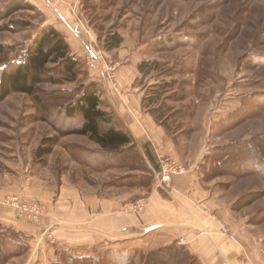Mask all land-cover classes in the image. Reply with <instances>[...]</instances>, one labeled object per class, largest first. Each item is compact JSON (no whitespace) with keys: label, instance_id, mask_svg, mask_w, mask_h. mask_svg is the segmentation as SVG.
<instances>
[{"label":"rangeland","instance_id":"1","mask_svg":"<svg viewBox=\"0 0 264 264\" xmlns=\"http://www.w3.org/2000/svg\"><path fill=\"white\" fill-rule=\"evenodd\" d=\"M7 2L0 0V20ZM38 2L48 3V10L56 6L68 12L91 52L74 48L73 36L54 26L82 63L77 80L69 81L51 64L53 79L39 86L37 99L20 93L0 98V224L14 218L33 235L18 234L19 242L26 244L18 253L10 254L18 248L16 243L5 245L1 264H63L72 254L57 252L55 262L53 244L58 238L84 239L80 229L98 225L107 214L140 216L154 192L165 199L175 192L183 195L188 207L181 213H192L196 227L210 221L219 229L218 236L192 226H172L142 237L139 229L138 240L122 249L135 254L134 264H199L201 252L212 264H222L234 253V263L264 264V3ZM33 5L35 11L13 17L27 22V28L15 26L9 32L2 29L8 20L0 23V44L10 48L0 55V74L21 61L43 28L53 26L47 25L43 9ZM114 36L121 44L112 49ZM93 56L98 58L94 63ZM92 83L102 91L103 110L113 112L105 106L106 92L120 103L129 96L132 105L140 104L174 142L175 156L156 153L157 168L150 170L152 177L143 186L132 180L141 171L104 168L105 160L119 158L105 156L89 137L59 133L77 125L63 119L59 107ZM41 148L50 153L38 156ZM125 152L121 156L128 158L131 147ZM162 157L187 172L164 183L158 177ZM191 173L198 181L184 193L177 181L185 176L190 185L186 175ZM26 202L36 203L43 214L26 210ZM179 234L183 239H177ZM104 237L105 259V247L114 239ZM214 241L221 244L220 253L211 257ZM42 246L48 249L42 251Z\"/></svg>","mask_w":264,"mask_h":264},{"label":"trees","instance_id":"2","mask_svg":"<svg viewBox=\"0 0 264 264\" xmlns=\"http://www.w3.org/2000/svg\"><path fill=\"white\" fill-rule=\"evenodd\" d=\"M258 1L264 3V0ZM35 10L36 7L29 0H8L4 9V16L0 20V23L8 20V23H4L2 29L13 32L15 26L27 28L29 26L27 22L16 20L13 17L22 11ZM113 39H116L115 43L110 47L112 49L118 48L121 39L118 36H114ZM9 49L0 44V55L6 54ZM51 64L58 66L69 81H76L82 73V63L72 55L65 37L54 26H47L37 35L21 61L7 65L2 69L0 74V98L4 99L11 93H20L37 99L39 86L47 79H53L54 69L50 68ZM102 104V91L98 85L92 83L84 86L74 101L59 107L63 119L69 123H77L75 127L63 131L59 130V133L62 137L71 135L89 137L99 145L105 156L119 158L117 162L113 159L105 160L104 168L123 167L132 171H141L142 174L134 176L132 180L143 186L152 177L149 174L150 169L146 165L145 157L136 148L131 133L119 124L117 115L114 112L103 110ZM129 147H131V153H129L128 158H123L121 154H125ZM49 153L50 149L41 148L38 156H46ZM257 168L255 171H257ZM0 225L2 226L0 236L5 238L3 242L0 240L1 264L7 255L5 245L17 244L18 248L10 252L12 255L20 251L21 248H25L26 244L19 242L20 240L17 237L20 232L7 225ZM10 235L16 236L18 240L14 242ZM135 257V254L130 251L118 250L106 254L103 263L96 258L70 255L64 259L63 264H134ZM151 264L163 263L154 261Z\"/></svg>","mask_w":264,"mask_h":264},{"label":"crops","instance_id":"3","mask_svg":"<svg viewBox=\"0 0 264 264\" xmlns=\"http://www.w3.org/2000/svg\"><path fill=\"white\" fill-rule=\"evenodd\" d=\"M29 1L43 9L48 17L47 25H53L67 36H73L75 39L73 42L75 43L74 48L76 47L80 51L83 50L91 52L90 45L85 43L86 41L83 38L82 33L72 22V18L68 12L56 6L53 7L51 11L48 10V3L42 4L41 2H38V0ZM80 43H83V46H81ZM106 94L107 99L104 102L106 104L105 106L109 107L110 110L117 115L119 124L131 133L151 171H154L155 168H157L156 153H160V151H162V153L166 155H170L172 157L175 156L176 151L174 148V142H169L168 135L164 129H162V127H160L152 117L143 113L140 104L138 106L135 104L132 105V98L124 96V98L126 97L124 103L128 108L127 110L124 103H120L119 100L116 99L114 100V96H112L111 93L106 92ZM186 176H189L190 178V185L185 176H183V179H179L177 181L184 193L189 192L191 188L194 189L196 181H198L196 173H191ZM183 197V195L175 192L170 195L169 199H165L154 192V194H152V196L145 201L144 213L140 216L131 212H122L110 215L107 214L106 216L100 218L98 220V225L94 227L91 226L81 228L80 231L76 227L74 230H78L80 234H84V239L71 236L58 238L57 242L53 244L55 252L52 256H56L57 252L61 253L64 251L77 257L96 258L103 263L104 252L102 251L104 249L102 248L104 247V238H106L104 236H107L109 239H114L110 241V243H112L111 246L106 245V252L118 251L124 248L130 249L131 246L129 247L128 245H130L131 242L129 241L138 240L139 234L137 231L139 229L142 230V237L156 233L157 231H162L163 229L166 230L172 226H179L183 228L192 226L194 228L193 230H202L201 232L207 230L206 232L213 233L216 234L215 236H218L219 229L216 226L211 225L210 221L203 222L200 226L196 227L194 225L195 222L193 220L194 216L192 217V213L188 212L186 215L181 213L184 207L185 209L188 207L185 205ZM2 224L10 226L29 237H33V235L31 236L26 232L31 229H26L23 224L17 222L14 218L9 219L7 223ZM177 237V239L181 240L184 236L180 235ZM166 245L169 244H165V246ZM212 247L213 248L211 249L213 250V253L211 257H213V254L215 255L216 251L220 253L219 249L221 244L214 241L212 243ZM47 249L48 247L46 246H42L41 248L42 251ZM234 256L235 253L228 256L222 264H237L232 260ZM199 257L200 264H212L208 258L203 259L205 257L203 252L199 254ZM54 260L57 262L58 256L54 257Z\"/></svg>","mask_w":264,"mask_h":264},{"label":"built area","instance_id":"4","mask_svg":"<svg viewBox=\"0 0 264 264\" xmlns=\"http://www.w3.org/2000/svg\"><path fill=\"white\" fill-rule=\"evenodd\" d=\"M96 60H98L97 56H93L90 58V61L94 63ZM162 163V170L159 172V178L162 179L164 183H170L173 176L176 175H184L187 171L184 167L174 162L171 158H161ZM15 201L17 202V199L15 198ZM24 208L26 210L31 209L32 211H35L38 215L43 214L40 210L38 205L33 202H26L24 205Z\"/></svg>","mask_w":264,"mask_h":264}]
</instances>
